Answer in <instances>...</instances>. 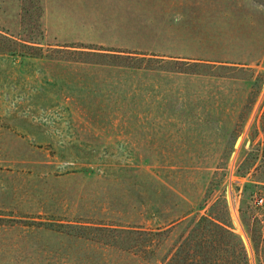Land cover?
I'll return each mask as SVG.
<instances>
[{
	"label": "rangeland",
	"instance_id": "rangeland-1",
	"mask_svg": "<svg viewBox=\"0 0 264 264\" xmlns=\"http://www.w3.org/2000/svg\"><path fill=\"white\" fill-rule=\"evenodd\" d=\"M163 7L0 0V264H258L264 0Z\"/></svg>",
	"mask_w": 264,
	"mask_h": 264
},
{
	"label": "trees",
	"instance_id": "trees-1",
	"mask_svg": "<svg viewBox=\"0 0 264 264\" xmlns=\"http://www.w3.org/2000/svg\"><path fill=\"white\" fill-rule=\"evenodd\" d=\"M196 221L198 227L201 228L202 234H203V229L206 228L204 224H206L207 226L208 225L215 226L221 228L222 230L230 232L235 238V245L237 247V250L239 251V253H241L243 257V264H249V258L247 255L246 246L243 240L241 239L240 235L236 233H232V231L228 230L226 227H224V225H222L219 222H216L215 220H213L208 216H201ZM252 246L254 251L257 252L258 260H259L258 264H264V241L263 243L262 242L256 243V241L253 240ZM213 252L209 253L208 250L205 249L202 250L200 249L195 251L194 249L193 255L190 256V254L186 252L185 247L183 248V246L182 247L180 246L176 249V251L173 252V254L170 257L169 256L165 257L166 259L164 261V264H221L213 258L212 255Z\"/></svg>",
	"mask_w": 264,
	"mask_h": 264
},
{
	"label": "crops",
	"instance_id": "crops-1",
	"mask_svg": "<svg viewBox=\"0 0 264 264\" xmlns=\"http://www.w3.org/2000/svg\"><path fill=\"white\" fill-rule=\"evenodd\" d=\"M174 0H136V6H141L142 8H136V30H148L151 24H153L154 19H152L155 13L160 14L163 16L166 12L163 6L169 5ZM179 2V1H178ZM156 6L155 9L152 7ZM160 7V10L157 8ZM164 18V16L162 17ZM138 20V21H137ZM157 28V27H155ZM156 52H173V51H158Z\"/></svg>",
	"mask_w": 264,
	"mask_h": 264
},
{
	"label": "built area",
	"instance_id": "built-area-1",
	"mask_svg": "<svg viewBox=\"0 0 264 264\" xmlns=\"http://www.w3.org/2000/svg\"><path fill=\"white\" fill-rule=\"evenodd\" d=\"M262 202H263V199L261 198V199H260V203H262Z\"/></svg>",
	"mask_w": 264,
	"mask_h": 264
}]
</instances>
